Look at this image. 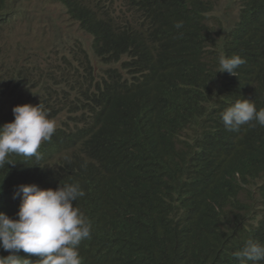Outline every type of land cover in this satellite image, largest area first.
I'll list each match as a JSON object with an SVG mask.
<instances>
[{"label":"trees","instance_id":"1","mask_svg":"<svg viewBox=\"0 0 264 264\" xmlns=\"http://www.w3.org/2000/svg\"><path fill=\"white\" fill-rule=\"evenodd\" d=\"M51 1L81 28H104L95 44L120 64L99 83L79 47L41 68L22 54L9 58L0 45V125L24 103L43 105L56 121L40 159L13 154L0 167V210L12 217L21 184L79 183L85 196L74 205L81 201L97 247L107 246V264H241L234 253L246 241L264 243V182L255 185L264 126L231 131L220 113L243 98L264 108V0H237L232 23L223 0ZM10 5L0 0V38L18 16ZM221 55L246 63L236 75L217 72ZM92 179L96 187H85ZM166 191L178 203L165 201L177 210L162 235L135 218L139 194L162 201ZM147 215L143 209L140 217ZM131 230L144 235L136 254ZM39 259L26 255L32 264Z\"/></svg>","mask_w":264,"mask_h":264},{"label":"clouds","instance_id":"2","mask_svg":"<svg viewBox=\"0 0 264 264\" xmlns=\"http://www.w3.org/2000/svg\"><path fill=\"white\" fill-rule=\"evenodd\" d=\"M9 1L11 3L10 8H16L18 15L21 14L19 11H26V8L17 2L20 0ZM231 1L236 4L237 12L234 15L227 12L225 18H228L230 23L237 22L239 11L237 0ZM54 3H58L66 15L64 7L59 2ZM142 12L143 10L137 14ZM143 17L142 20H144ZM15 20L11 22L10 26H14ZM92 21L94 23V20ZM73 24L75 31L85 39L75 37L69 48L66 49L63 48L62 42H54L43 60L27 59L28 63L33 61L34 65H39L41 68H45L46 64L51 67V63L56 65L64 58L73 57L76 52L73 50L79 47L78 56L88 59L83 68L90 64L93 69L94 82L101 83L102 76L105 77L106 72L120 64V61L115 63L112 62V59L108 60L102 57L99 49L100 44H95L102 39L105 29L100 27L98 23L91 27L89 22V27L85 29L81 28L79 24ZM174 26L181 29L183 21L176 22ZM7 28L12 29L11 27ZM5 38L6 36L3 34L0 38V45L3 52L9 58H13L15 54H9L5 48L7 45ZM20 54L26 58L25 53L21 52ZM126 58L123 56L121 60ZM24 60L26 61V59ZM245 63L246 61L240 55L230 57L221 55L217 72L227 71L229 74L236 75V69ZM60 68L63 69V65ZM86 70L91 74L89 69ZM12 111L14 120L0 125V167L12 162L13 160L9 157L13 154L40 159L41 156L38 151L40 145L42 142L50 141L56 131V121L50 118L49 113L41 104H18L13 107ZM220 118L225 128L231 131H238L242 125L255 127L253 122L264 126V108L258 110L250 98L237 99L220 113ZM213 129V125L208 126L209 132ZM257 169L261 175L256 177V180L253 179L255 185L264 182V169L261 167ZM50 182L49 188H41L34 183L19 185V194L13 196L10 201L14 209L11 211L12 217L0 210V264H32L30 260H26L28 254L40 257L39 264H107V246L97 247V240L92 234L90 222L78 208L81 201H77L74 205L79 197L85 196V191L82 190L84 187L79 183L62 184L56 179ZM85 187H96L95 179L89 180ZM139 197L138 213L135 219L148 224L149 228L152 225L158 226L157 234L166 233L167 226L172 225L168 219L175 218L177 208H174V205L178 203L177 194L173 193L170 197L166 191L162 201L158 195L146 197L139 194ZM167 200L174 205L171 207L168 205V208L165 203ZM143 209L147 210L148 215L140 217ZM222 233L223 230H220L219 234ZM128 235L127 239L132 247V253L135 252L134 254H136L144 235L138 236L133 230ZM234 256L241 260V264H244L245 261H264V243L249 239L243 249L235 252ZM197 264L208 263L203 258L199 259Z\"/></svg>","mask_w":264,"mask_h":264},{"label":"rangeland","instance_id":"3","mask_svg":"<svg viewBox=\"0 0 264 264\" xmlns=\"http://www.w3.org/2000/svg\"><path fill=\"white\" fill-rule=\"evenodd\" d=\"M21 1V2H20ZM26 8L13 23L12 31L7 33L6 50L11 55L25 53L28 60H43L52 44L62 42L69 48L75 37L85 39L75 31L74 24L66 17L62 7L51 1L20 0ZM121 6L120 3H117ZM223 10L234 15L237 6L231 0L222 2ZM86 37V36H85Z\"/></svg>","mask_w":264,"mask_h":264}]
</instances>
